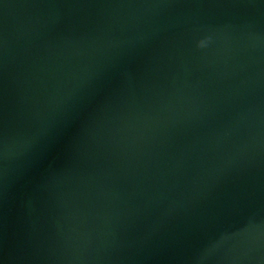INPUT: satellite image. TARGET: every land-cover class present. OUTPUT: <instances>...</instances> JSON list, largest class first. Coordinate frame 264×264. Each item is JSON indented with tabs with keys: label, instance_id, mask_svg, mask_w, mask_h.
I'll list each match as a JSON object with an SVG mask.
<instances>
[{
	"label": "water",
	"instance_id": "95a60500",
	"mask_svg": "<svg viewBox=\"0 0 264 264\" xmlns=\"http://www.w3.org/2000/svg\"><path fill=\"white\" fill-rule=\"evenodd\" d=\"M0 264H264V0H0Z\"/></svg>",
	"mask_w": 264,
	"mask_h": 264
}]
</instances>
